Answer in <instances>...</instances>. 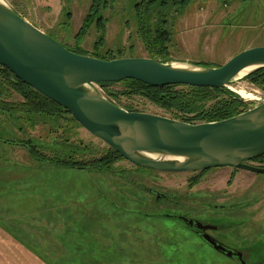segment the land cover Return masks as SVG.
Instances as JSON below:
<instances>
[{
	"label": "rangeland",
	"instance_id": "1",
	"mask_svg": "<svg viewBox=\"0 0 264 264\" xmlns=\"http://www.w3.org/2000/svg\"><path fill=\"white\" fill-rule=\"evenodd\" d=\"M7 1L24 19L69 49H74L82 19L96 10L103 26L95 12L84 27L85 50L79 54L91 53L101 37L99 51L143 56L134 18V4L140 0ZM174 10L169 6L165 11L174 57L217 67L244 49L264 46L259 0H187L178 12ZM208 15V22L181 33L194 43L179 41L175 30L180 17ZM244 77L228 87L236 94L245 90L252 95L238 94L247 107L264 94ZM121 88L115 83L101 92L119 106L171 116L139 96L109 94ZM10 99L20 100L16 94ZM62 116L60 127L37 122L22 123L18 129L0 114V264H238L183 222L165 215L215 226L211 234L219 242L243 251L249 264H264V174L213 168L192 186L188 180L197 173L137 168L124 159L109 170L57 167L31 158L26 148L9 142L30 139L47 155L62 145L70 151L79 147L78 160H90L108 149L82 127L73 134L66 120L70 116Z\"/></svg>",
	"mask_w": 264,
	"mask_h": 264
},
{
	"label": "water",
	"instance_id": "2",
	"mask_svg": "<svg viewBox=\"0 0 264 264\" xmlns=\"http://www.w3.org/2000/svg\"><path fill=\"white\" fill-rule=\"evenodd\" d=\"M0 65L63 107L83 129L136 167L169 173L234 168L264 174V165L251 163L264 154V100L224 120L191 124L126 110L101 92L108 83L126 79L152 87L222 89L264 67V46L244 49L217 67L146 56L104 60L70 50L24 19L7 0H0ZM165 217L195 227L215 251L245 264L241 252L206 233L215 226L184 216Z\"/></svg>",
	"mask_w": 264,
	"mask_h": 264
},
{
	"label": "trees",
	"instance_id": "3",
	"mask_svg": "<svg viewBox=\"0 0 264 264\" xmlns=\"http://www.w3.org/2000/svg\"><path fill=\"white\" fill-rule=\"evenodd\" d=\"M187 0H140L134 4V18L138 40L142 44L146 57L159 59L161 61H172L170 58L171 32L168 28L167 13L169 6L178 12L179 8L186 5ZM224 1L223 5H226ZM12 5L15 4L12 2ZM15 10L16 8L13 7ZM17 11V10H16ZM91 10L83 18L81 28L74 36L75 46L72 51L79 53L78 44L85 36V28L98 13L96 21L103 26L100 13ZM18 12V11H17ZM69 14V13H68ZM67 14V16H68ZM101 37L94 43V50L88 55L104 60L123 57L122 54L115 55L110 49L99 51L97 44H101ZM200 65V64H199ZM250 84L259 88L264 94V67L254 70L244 77ZM115 83H108V85ZM119 84V91L110 92V95L135 97L139 96L147 102L158 107L170 118L183 122L197 124L204 122H215L230 118L247 110L245 102L235 92L228 88L195 87L186 85H165L152 87L133 79H126ZM16 94L20 100L14 101L10 98ZM129 110H133L130 109ZM0 114L9 118L14 127L23 128V124L34 126L37 122L46 123L60 127L59 121L63 119L62 114L70 116L66 119L70 124L69 129L75 134V129L81 127L71 115L61 106L46 98L30 86L16 78L6 67L0 65ZM65 119V118H64ZM70 131V130H69ZM65 140H69L68 138ZM9 142L27 149L31 158L43 161L57 167H68L73 169L93 168L96 170H109L115 162L123 158L114 150L108 148L103 154L90 160H78L76 150L61 148L52 149L53 154L47 155L41 151V147L32 143L30 139H10ZM70 146V145H68ZM84 149L82 148V155ZM256 161L264 165V154ZM140 168V167H137ZM199 178L191 180L189 185L198 183Z\"/></svg>",
	"mask_w": 264,
	"mask_h": 264
},
{
	"label": "crops",
	"instance_id": "4",
	"mask_svg": "<svg viewBox=\"0 0 264 264\" xmlns=\"http://www.w3.org/2000/svg\"><path fill=\"white\" fill-rule=\"evenodd\" d=\"M259 14H260V17H264V0H259ZM210 17H211V15H208V16H200L199 19L198 18H190L188 16H182V17H180L178 19L179 22L177 21V26L178 27L175 30L176 35L179 38V41L181 42V40L183 39L182 40V43H184V44H186V42L194 43V41H193L194 39L192 37L185 38V36L184 35H181V33L185 32L189 28H192V27H195V26H199V25L203 24L204 22H208L210 20ZM202 18H203V20H202ZM82 21H83V19H82ZM197 21H199L200 24L197 25L196 24ZM178 23H179V25H181L180 27H179ZM168 28H169V22H168ZM169 30L171 32V29H169ZM84 38H85V36H84ZM171 38H172V32H171ZM83 39L80 40L79 43H78L80 45V50L81 51L85 50L84 48H82V44L84 42ZM75 45L76 44H75V41H74L73 46H75ZM92 52H93V50H92ZM169 52H170V58L173 61H186V62H191L188 59H179L177 57H174L173 54H172V52L171 51H169ZM88 53H89V51H88ZM143 56H146V53L145 52L143 53ZM202 62H205V61H202ZM206 62H211V61H209V58H207L206 59Z\"/></svg>",
	"mask_w": 264,
	"mask_h": 264
},
{
	"label": "flooded vegetation",
	"instance_id": "5",
	"mask_svg": "<svg viewBox=\"0 0 264 264\" xmlns=\"http://www.w3.org/2000/svg\"><path fill=\"white\" fill-rule=\"evenodd\" d=\"M256 159H257V158H256ZM256 159L252 160L251 163H253V164H260V163H258V162L256 161ZM231 169H234V168H231ZM234 170H238V169H234ZM208 171H210V170H205V171H201V172H194V173H197L196 176H192L191 178H189L188 183H189L191 180H194V179H196V178H200V176L204 175L203 173H207ZM230 178H231V176H230ZM199 180H200V179H199ZM190 229H192V231H193L194 233H196L197 235H199V236H200V234L203 233V232H202V233H201V232H198L197 229H196L195 227H190ZM215 229H216V228H215ZM215 229H213V230H207L206 233H207L208 235L212 236L211 232L215 231ZM212 237H213V236H212ZM201 238H202V237H201ZM213 238H215V237H213ZM215 239H216V238H215ZM216 240L219 242L218 239H216ZM220 243H221V242H220ZM221 244H222V243H221ZM226 247H227V246H226ZM227 248H228V249H231V248H229V247H227ZM233 250L241 252V253H242V258H243V260L245 261V264H249L248 261L246 260L245 253H244L243 251H240V250H237V249H233ZM218 253H219V252H218ZM219 254H222V253H219ZM222 255L225 256L224 254H222ZM232 259H234V260L236 261V263L241 264L240 261H239L236 257H234V258H232Z\"/></svg>",
	"mask_w": 264,
	"mask_h": 264
},
{
	"label": "bare ground",
	"instance_id": "6",
	"mask_svg": "<svg viewBox=\"0 0 264 264\" xmlns=\"http://www.w3.org/2000/svg\"><path fill=\"white\" fill-rule=\"evenodd\" d=\"M245 72L246 71L241 72L239 76L243 75ZM237 93L240 94L242 97H246V98L252 97V95L246 92L245 90H238Z\"/></svg>",
	"mask_w": 264,
	"mask_h": 264
},
{
	"label": "built area",
	"instance_id": "7",
	"mask_svg": "<svg viewBox=\"0 0 264 264\" xmlns=\"http://www.w3.org/2000/svg\"><path fill=\"white\" fill-rule=\"evenodd\" d=\"M263 99L262 98H258V101L257 102H261Z\"/></svg>",
	"mask_w": 264,
	"mask_h": 264
}]
</instances>
